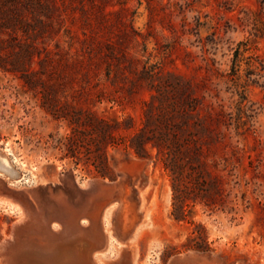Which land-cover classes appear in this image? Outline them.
<instances>
[{
	"label": "rangeland",
	"instance_id": "374dc122",
	"mask_svg": "<svg viewBox=\"0 0 264 264\" xmlns=\"http://www.w3.org/2000/svg\"><path fill=\"white\" fill-rule=\"evenodd\" d=\"M165 84L230 117L206 123L233 168L217 167L227 206L188 217L206 253L182 248L193 225L170 216L155 151L125 147ZM45 94L132 119L108 150L114 181L52 147L68 128ZM0 148V264H264V0H0Z\"/></svg>",
	"mask_w": 264,
	"mask_h": 264
},
{
	"label": "trees",
	"instance_id": "16d2710c",
	"mask_svg": "<svg viewBox=\"0 0 264 264\" xmlns=\"http://www.w3.org/2000/svg\"><path fill=\"white\" fill-rule=\"evenodd\" d=\"M182 91H188L186 84L159 86L157 95L152 96L156 103L152 102L143 111L141 127L131 133L125 147L140 159H152L151 152L155 151V159L170 180V216L176 222L193 225L182 248L206 253L211 251L207 230L188 217L197 205L210 211H223L227 206L224 205V178L217 167L223 161L221 170L228 176H232L233 168L227 169L228 158L220 161L212 157V145L217 136L212 135L206 123L211 121L228 127L230 117L223 111L203 115L201 103L198 105L199 101L188 95L180 98ZM100 100L97 102L101 103ZM41 106L54 120L64 122L68 128L60 137L49 136L52 147L75 164L91 167L99 178L114 181L116 174L109 162L108 150L121 144L115 138V132L133 130L132 119H108L93 109H78L68 102L61 104L47 94L43 96ZM209 154L213 155L210 157ZM229 210L233 211V207Z\"/></svg>",
	"mask_w": 264,
	"mask_h": 264
},
{
	"label": "bare ground",
	"instance_id": "6f19581e",
	"mask_svg": "<svg viewBox=\"0 0 264 264\" xmlns=\"http://www.w3.org/2000/svg\"><path fill=\"white\" fill-rule=\"evenodd\" d=\"M8 156L9 154L6 149H0V172L6 174L7 176H14L10 167Z\"/></svg>",
	"mask_w": 264,
	"mask_h": 264
},
{
	"label": "water",
	"instance_id": "95a60500",
	"mask_svg": "<svg viewBox=\"0 0 264 264\" xmlns=\"http://www.w3.org/2000/svg\"><path fill=\"white\" fill-rule=\"evenodd\" d=\"M1 149V148H0Z\"/></svg>",
	"mask_w": 264,
	"mask_h": 264
}]
</instances>
